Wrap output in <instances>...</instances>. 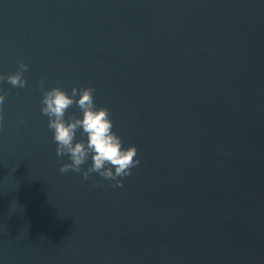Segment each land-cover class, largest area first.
<instances>
[{
  "label": "water",
  "instance_id": "water-1",
  "mask_svg": "<svg viewBox=\"0 0 264 264\" xmlns=\"http://www.w3.org/2000/svg\"><path fill=\"white\" fill-rule=\"evenodd\" d=\"M19 63L25 88L0 81V264H264V0H0V74ZM52 87L93 88L137 149L122 187L58 171Z\"/></svg>",
  "mask_w": 264,
  "mask_h": 264
},
{
  "label": "clouds",
  "instance_id": "clouds-1",
  "mask_svg": "<svg viewBox=\"0 0 264 264\" xmlns=\"http://www.w3.org/2000/svg\"><path fill=\"white\" fill-rule=\"evenodd\" d=\"M27 70V64L19 63L14 74H0V81L12 87L25 88L27 81L24 79V72ZM44 83V80L38 81L37 87L43 89ZM94 91L93 88L73 87L69 95L59 87H52L42 94L40 112L48 118L47 127L56 144V156H67L70 161L61 164L58 169L61 174L69 171L80 173L82 179L87 181L91 174L96 173L103 180L114 181L112 186L119 188L123 186V179L132 174L131 169L139 165L140 160L136 158L137 149L134 146L124 148L121 137L112 130L109 110L96 107ZM6 95L0 94V112L3 111ZM73 105L78 107L82 118H76L75 115L65 118L67 110ZM78 131L81 136L86 137V142H75ZM89 158L91 165L82 172L81 166Z\"/></svg>",
  "mask_w": 264,
  "mask_h": 264
}]
</instances>
